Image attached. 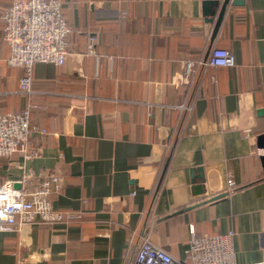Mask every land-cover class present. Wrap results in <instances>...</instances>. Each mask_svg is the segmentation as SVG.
Here are the masks:
<instances>
[{
    "label": "crops",
    "instance_id": "crops-1",
    "mask_svg": "<svg viewBox=\"0 0 264 264\" xmlns=\"http://www.w3.org/2000/svg\"><path fill=\"white\" fill-rule=\"evenodd\" d=\"M205 2L62 0L66 62L35 64L29 96L0 21V112L31 106L39 152L0 159V186L56 173L52 202L67 216L0 231V264H134L145 238L187 260L193 235L228 231L235 264H264V0H231L215 34ZM213 47L236 66L185 84L184 62Z\"/></svg>",
    "mask_w": 264,
    "mask_h": 264
},
{
    "label": "built area",
    "instance_id": "built-area-1",
    "mask_svg": "<svg viewBox=\"0 0 264 264\" xmlns=\"http://www.w3.org/2000/svg\"><path fill=\"white\" fill-rule=\"evenodd\" d=\"M0 21L11 51L8 65L24 70L19 91L29 96L34 93L32 70L35 64L62 66L66 62L72 30L63 15L62 0H15L3 10ZM97 42V37H89L87 56L97 55ZM235 66V57L229 50L213 47L206 56L184 62L181 78L190 85L200 69L204 72L209 67ZM177 108L190 111L192 106L181 104ZM32 133L31 106L16 113L0 112V159L10 158L20 150L25 160L36 158L39 152L28 146ZM15 183L9 181L0 186V231L15 232L24 225L51 226L67 222L66 214L55 208L52 202V197L60 194L63 187L60 175L37 176L29 171L18 181L20 188H15ZM235 189V182L229 179L227 192ZM234 236L233 231L215 236L193 235L187 260L172 256L145 238L134 264H235Z\"/></svg>",
    "mask_w": 264,
    "mask_h": 264
},
{
    "label": "water",
    "instance_id": "water-1",
    "mask_svg": "<svg viewBox=\"0 0 264 264\" xmlns=\"http://www.w3.org/2000/svg\"><path fill=\"white\" fill-rule=\"evenodd\" d=\"M230 2L231 0H206V14L211 16L218 15L214 34L218 31Z\"/></svg>",
    "mask_w": 264,
    "mask_h": 264
}]
</instances>
